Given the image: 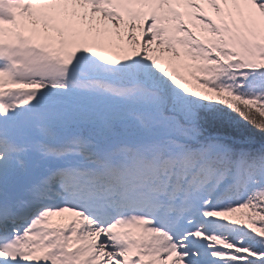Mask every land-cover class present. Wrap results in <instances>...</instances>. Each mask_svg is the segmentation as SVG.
Returning a JSON list of instances; mask_svg holds the SVG:
<instances>
[{
	"label": "snow or ice",
	"instance_id": "obj_1",
	"mask_svg": "<svg viewBox=\"0 0 264 264\" xmlns=\"http://www.w3.org/2000/svg\"><path fill=\"white\" fill-rule=\"evenodd\" d=\"M0 264H264V0H0Z\"/></svg>",
	"mask_w": 264,
	"mask_h": 264
}]
</instances>
